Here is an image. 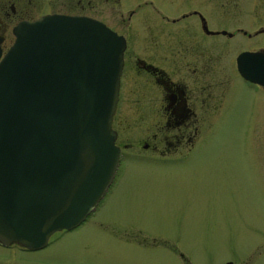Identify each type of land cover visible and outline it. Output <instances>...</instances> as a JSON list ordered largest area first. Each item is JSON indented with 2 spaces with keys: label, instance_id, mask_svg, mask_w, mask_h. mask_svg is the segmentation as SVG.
Instances as JSON below:
<instances>
[{
  "label": "flooded vegetation",
  "instance_id": "af4514ba",
  "mask_svg": "<svg viewBox=\"0 0 264 264\" xmlns=\"http://www.w3.org/2000/svg\"><path fill=\"white\" fill-rule=\"evenodd\" d=\"M45 15L93 18L122 37L111 121L119 162L130 156L189 164L204 130L237 120L242 92L249 94L251 106L238 123L261 127L264 85L244 78L237 58L243 52L264 55V0H0V60L14 42L17 25ZM256 155L262 164L264 156ZM89 216L75 228L53 233L35 250L0 241V264H116L114 252L91 246L96 233L102 244H129L130 264L146 263V231L131 224L120 235ZM171 249L182 264H194L181 249ZM260 249L254 248L243 264Z\"/></svg>",
  "mask_w": 264,
  "mask_h": 264
},
{
  "label": "water",
  "instance_id": "95a60500",
  "mask_svg": "<svg viewBox=\"0 0 264 264\" xmlns=\"http://www.w3.org/2000/svg\"><path fill=\"white\" fill-rule=\"evenodd\" d=\"M14 34L0 60V241L35 250L83 222L113 181L124 41L66 15L22 22ZM237 66L264 85V55L243 52Z\"/></svg>",
  "mask_w": 264,
  "mask_h": 264
},
{
  "label": "rangeland",
  "instance_id": "374dc122",
  "mask_svg": "<svg viewBox=\"0 0 264 264\" xmlns=\"http://www.w3.org/2000/svg\"><path fill=\"white\" fill-rule=\"evenodd\" d=\"M249 99L246 92L238 95L237 120L251 106ZM237 120L204 130L189 164L163 165L130 156L119 162L90 219L120 235L131 224L146 231L145 264H182L173 246L194 264H243L254 248H261L248 262L264 264V161L256 157L257 152L264 156V121L258 128ZM96 238L92 247L114 252L116 264H130L129 244H102Z\"/></svg>",
  "mask_w": 264,
  "mask_h": 264
},
{
  "label": "bare ground",
  "instance_id": "6f19581e",
  "mask_svg": "<svg viewBox=\"0 0 264 264\" xmlns=\"http://www.w3.org/2000/svg\"><path fill=\"white\" fill-rule=\"evenodd\" d=\"M109 187H110V186H109ZM108 189H109V188H108ZM106 192H107V191H106ZM105 194H106V193H105ZM104 196H105V195H104ZM104 196H103V197H104ZM102 199H103V198H102ZM102 199H101V200H102ZM101 200L99 201V203L101 202ZM99 203H98V205H99ZM98 205H97V206H98ZM97 206H96V207H97ZM95 209H96V208H95ZM95 209H94V210H95ZM94 210H93V211H94ZM93 211H92V212H93ZM92 212H91V213H92ZM91 213H90V214H91ZM90 214H89V215H90ZM89 215H88V216H89Z\"/></svg>",
  "mask_w": 264,
  "mask_h": 264
}]
</instances>
